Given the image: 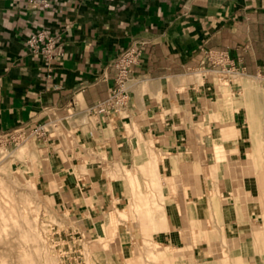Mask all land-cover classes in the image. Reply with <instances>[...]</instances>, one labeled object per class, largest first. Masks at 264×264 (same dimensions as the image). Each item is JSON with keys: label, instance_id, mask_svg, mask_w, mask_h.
Masks as SVG:
<instances>
[{"label": "crops", "instance_id": "0c3cea01", "mask_svg": "<svg viewBox=\"0 0 264 264\" xmlns=\"http://www.w3.org/2000/svg\"><path fill=\"white\" fill-rule=\"evenodd\" d=\"M40 29L59 37L61 54L50 62L25 44ZM133 42L142 43V52L129 101L117 111L96 112L113 86V58ZM208 50H226L245 76L227 85L205 76L198 69L207 65ZM259 74L264 0H54L49 8L0 0L3 157L83 236L98 235L104 214L124 199L128 171L151 161L173 179L163 186L164 222L153 241L188 251L184 178L193 163L209 174L211 131L233 129L226 159L237 164L242 158L248 124L238 94L248 89L243 79ZM39 125L44 135L34 137ZM249 181L242 176L245 191ZM249 215L240 223L247 226Z\"/></svg>", "mask_w": 264, "mask_h": 264}, {"label": "rangeland", "instance_id": "374dc122", "mask_svg": "<svg viewBox=\"0 0 264 264\" xmlns=\"http://www.w3.org/2000/svg\"><path fill=\"white\" fill-rule=\"evenodd\" d=\"M245 81L248 89L238 94L248 124L242 158L237 164L226 159L233 129L211 131L215 160L207 162L209 174L193 163L184 178L188 251L161 248L153 241L164 222L163 186L173 179L151 161L128 171L124 199L104 214L107 223L98 235L83 236L73 219L49 208L31 178L10 168L0 146V264H264V84L255 78ZM244 175L250 180L247 191ZM248 212L246 226L240 222Z\"/></svg>", "mask_w": 264, "mask_h": 264}, {"label": "built area", "instance_id": "2783aa9c", "mask_svg": "<svg viewBox=\"0 0 264 264\" xmlns=\"http://www.w3.org/2000/svg\"><path fill=\"white\" fill-rule=\"evenodd\" d=\"M54 0H27V4H35L42 8H49ZM59 37L48 34L44 29L35 30L28 34L25 44L31 53L40 54L45 61L50 62L61 54L58 46ZM142 52V43L133 42L123 48L112 60L114 68L113 86L110 88L106 99L100 101L93 110L107 114L123 108L130 99L129 82L133 67L139 62ZM206 64L198 69L205 76L215 74L219 81L230 83L237 82L245 76L244 67L237 64L226 50H208L205 54ZM264 84V74L256 76ZM42 125L31 131L34 137L44 135Z\"/></svg>", "mask_w": 264, "mask_h": 264}, {"label": "bare ground", "instance_id": "6f19581e", "mask_svg": "<svg viewBox=\"0 0 264 264\" xmlns=\"http://www.w3.org/2000/svg\"><path fill=\"white\" fill-rule=\"evenodd\" d=\"M245 83H246V82H245ZM246 87H247V85H246ZM249 161H252V162H254V163H255V158H254V157H253V158H252V157H250V158H249ZM257 177L259 178V176H257Z\"/></svg>", "mask_w": 264, "mask_h": 264}]
</instances>
